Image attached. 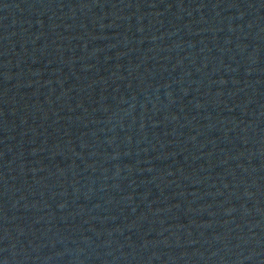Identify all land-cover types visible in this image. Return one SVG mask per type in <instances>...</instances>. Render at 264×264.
I'll list each match as a JSON object with an SVG mask.
<instances>
[{"label": "water", "instance_id": "water-1", "mask_svg": "<svg viewBox=\"0 0 264 264\" xmlns=\"http://www.w3.org/2000/svg\"><path fill=\"white\" fill-rule=\"evenodd\" d=\"M0 264H264V0H0Z\"/></svg>", "mask_w": 264, "mask_h": 264}]
</instances>
